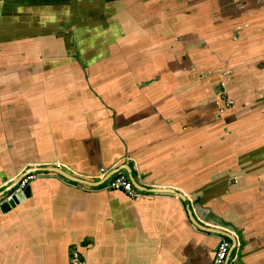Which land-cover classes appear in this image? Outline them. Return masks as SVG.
<instances>
[{"label": "crops", "instance_id": "1", "mask_svg": "<svg viewBox=\"0 0 264 264\" xmlns=\"http://www.w3.org/2000/svg\"><path fill=\"white\" fill-rule=\"evenodd\" d=\"M55 166L143 195L39 173L0 264H264V0H0V194Z\"/></svg>", "mask_w": 264, "mask_h": 264}, {"label": "water", "instance_id": "2", "mask_svg": "<svg viewBox=\"0 0 264 264\" xmlns=\"http://www.w3.org/2000/svg\"><path fill=\"white\" fill-rule=\"evenodd\" d=\"M47 172L60 175V176L64 177L65 179H67L70 182H73V183H76V184L82 185V186H87V187H101V186L105 185L106 182L109 179H111L113 176H115L116 174L119 173V171H115V172L109 174V176L104 177L102 180H100L98 182H91V181H87V180L82 179V178L75 177L74 175L69 174L68 172H66L65 170H63L59 166H57V167L56 166L55 167H47V168H37V169H34V170L32 169V170H29L26 174H24L19 179V181H17L9 189H6L5 191H3L0 194V200H4L6 197H11L10 200L9 199L5 200V202H3L0 205L1 211L6 214V213L12 211L13 209H15L20 203H23L24 201H26L27 198L31 197V187L30 186L27 187L23 191H17L18 185L20 184V182L26 176H28L29 174H32V173H47ZM141 191L154 192V193L155 192L156 193H173V191H169V190L151 191V190L141 189ZM175 194H177V193H175ZM177 195L180 196V199H182V201L186 200L182 195H180V194H177ZM193 223H194V225H196V227L200 228V230H202V231H205V232H208V233H212V234H219V235H222V237L226 236L223 233H219V232H216V231H212V230L208 231L209 229H206V228H204L202 226L200 227V225L196 221H194Z\"/></svg>", "mask_w": 264, "mask_h": 264}, {"label": "built area", "instance_id": "3", "mask_svg": "<svg viewBox=\"0 0 264 264\" xmlns=\"http://www.w3.org/2000/svg\"><path fill=\"white\" fill-rule=\"evenodd\" d=\"M104 174L103 176H105ZM39 176V173H32L26 176L18 185L17 191H23L30 184L36 180ZM106 188L110 190L123 191L127 193L132 198H137L143 194L134 188L132 181L125 176L124 174H116L111 179L106 182ZM11 197H9V200ZM231 251V243L226 237H221L219 247L217 249L216 256L212 264H226Z\"/></svg>", "mask_w": 264, "mask_h": 264}]
</instances>
